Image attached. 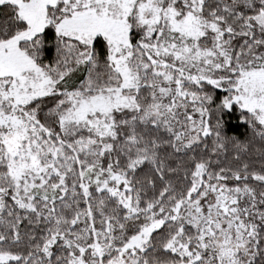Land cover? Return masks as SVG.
Returning <instances> with one entry per match:
<instances>
[{
    "label": "snow or ice",
    "instance_id": "6c2138e0",
    "mask_svg": "<svg viewBox=\"0 0 264 264\" xmlns=\"http://www.w3.org/2000/svg\"><path fill=\"white\" fill-rule=\"evenodd\" d=\"M0 264H264V0H0Z\"/></svg>",
    "mask_w": 264,
    "mask_h": 264
}]
</instances>
